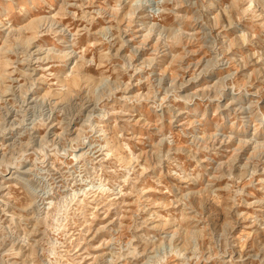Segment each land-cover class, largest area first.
<instances>
[{"label": "rangeland", "instance_id": "1", "mask_svg": "<svg viewBox=\"0 0 264 264\" xmlns=\"http://www.w3.org/2000/svg\"><path fill=\"white\" fill-rule=\"evenodd\" d=\"M0 264H264V0H0Z\"/></svg>", "mask_w": 264, "mask_h": 264}, {"label": "bare ground", "instance_id": "2", "mask_svg": "<svg viewBox=\"0 0 264 264\" xmlns=\"http://www.w3.org/2000/svg\"><path fill=\"white\" fill-rule=\"evenodd\" d=\"M45 20H50L49 18H47V17H36V18H27V20H26V23H31V24H26V27H25V29H35V24L36 23H39V22H41V21H45ZM34 25V26H33ZM13 30H11V32H12ZM14 31H17L16 29L14 30ZM3 50V49H2ZM36 50H40L39 48L38 49H36ZM65 54V56H69V53H67V52H65L64 53ZM174 230H176V229H174ZM173 230V231H174ZM175 232V231H174ZM190 235V234H189Z\"/></svg>", "mask_w": 264, "mask_h": 264}]
</instances>
